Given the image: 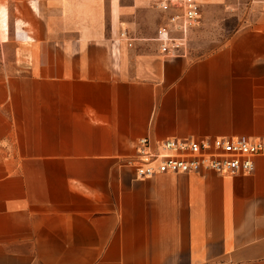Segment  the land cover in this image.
I'll list each match as a JSON object with an SVG mask.
<instances>
[{
    "label": "crops",
    "instance_id": "1",
    "mask_svg": "<svg viewBox=\"0 0 264 264\" xmlns=\"http://www.w3.org/2000/svg\"><path fill=\"white\" fill-rule=\"evenodd\" d=\"M259 2L193 59L161 54L159 0H0L21 66L0 71V264H264V157L234 176L126 162L144 137L264 139Z\"/></svg>",
    "mask_w": 264,
    "mask_h": 264
},
{
    "label": "built area",
    "instance_id": "2",
    "mask_svg": "<svg viewBox=\"0 0 264 264\" xmlns=\"http://www.w3.org/2000/svg\"><path fill=\"white\" fill-rule=\"evenodd\" d=\"M158 7L166 15L158 29L156 41L164 58L187 56L185 46L189 32L202 18V0H159ZM121 41L129 42L127 33ZM129 46H132L129 43ZM264 157V139L227 137L214 140L166 139L152 143L147 137L136 144L134 157L126 162L139 179L163 174H189L211 171L220 175L250 174L255 159Z\"/></svg>",
    "mask_w": 264,
    "mask_h": 264
},
{
    "label": "rangeland",
    "instance_id": "3",
    "mask_svg": "<svg viewBox=\"0 0 264 264\" xmlns=\"http://www.w3.org/2000/svg\"><path fill=\"white\" fill-rule=\"evenodd\" d=\"M206 1L203 4L199 25L189 32L185 46L177 47L180 52L186 47L188 56L193 59L204 57L221 48L237 29L247 23L253 8H263V4L259 2L261 0ZM154 44V42L148 43V49L154 50L156 48ZM5 53V47L0 45L1 72L14 71L15 67H21L15 61H8L4 56Z\"/></svg>",
    "mask_w": 264,
    "mask_h": 264
}]
</instances>
